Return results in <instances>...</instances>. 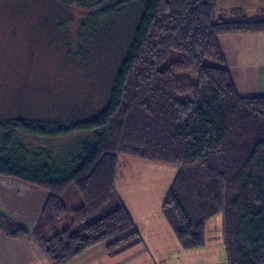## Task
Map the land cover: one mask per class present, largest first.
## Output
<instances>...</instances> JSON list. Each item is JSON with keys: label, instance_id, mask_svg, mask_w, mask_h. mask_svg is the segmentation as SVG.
Here are the masks:
<instances>
[{"label": "trees", "instance_id": "trees-1", "mask_svg": "<svg viewBox=\"0 0 264 264\" xmlns=\"http://www.w3.org/2000/svg\"><path fill=\"white\" fill-rule=\"evenodd\" d=\"M64 1L63 8L72 2L86 8L76 60L86 33L101 35L106 25L110 32L112 21L104 20L124 7L137 5L138 12L93 115L0 119V175L48 192L32 230L44 252L60 264L98 244L116 253L141 241L115 191L119 159L127 157L176 167L161 210L184 249L202 247L206 220L219 214L227 264H264V96L236 93L217 41L221 34L264 31V9L233 19L216 0ZM23 135L48 141L69 135L76 142L63 157L51 146L26 145ZM70 185L81 203L59 228ZM0 230L29 233L1 213Z\"/></svg>", "mask_w": 264, "mask_h": 264}, {"label": "rangeland", "instance_id": "rangeland-1", "mask_svg": "<svg viewBox=\"0 0 264 264\" xmlns=\"http://www.w3.org/2000/svg\"><path fill=\"white\" fill-rule=\"evenodd\" d=\"M116 1L119 0H107V3ZM63 2L65 1L0 0V119L18 116L40 119L58 117L67 121L78 117H90L104 104L112 75L130 37L138 6L132 4L124 7L117 17L104 20L105 24L112 21L110 32H107L106 25V29L104 26L101 28L104 32L101 35L96 30L92 37L86 33L82 44L83 48L85 44L83 58L76 60L72 50L77 46L78 22L83 18L86 8L76 2L63 8ZM96 52L98 61L94 57ZM172 55L175 58L179 57L176 54ZM186 74L195 80L193 68H189ZM78 134L80 133L74 136ZM74 136L68 135L52 141L30 135H23L20 138L26 145L51 146L59 155L66 157L76 142L70 140ZM151 164L165 166L168 169L155 165L153 166L156 168L144 169L142 165L136 164L124 175L131 172L140 174L144 170L147 174L169 177L164 183L170 184L174 175L170 178L167 173L169 170H174L175 173L176 167L160 163ZM3 184L5 185L0 184L2 194ZM27 188L22 192L20 200L36 209L37 201L44 199L42 196L46 198L48 192L32 185H28ZM8 193L12 195L9 191ZM116 195L120 199L117 192ZM61 199L67 213L60 219L59 228L71 221L73 212L71 210L81 203L74 185L68 187ZM97 246L105 248L104 244Z\"/></svg>", "mask_w": 264, "mask_h": 264}, {"label": "crops", "instance_id": "crops-1", "mask_svg": "<svg viewBox=\"0 0 264 264\" xmlns=\"http://www.w3.org/2000/svg\"><path fill=\"white\" fill-rule=\"evenodd\" d=\"M216 4L218 10L230 12L233 19L243 15L249 18L264 9V0H216ZM231 9L241 13L233 17ZM217 41L236 93L264 96V31L221 34ZM136 164L144 169L153 165L168 168L134 158L119 159L115 189L141 241L114 254L107 253L104 246H95L60 264H227L221 216L217 214L206 220L202 247L182 249L160 210L169 186V182L164 181L169 177L147 174L144 170L140 174L124 175ZM167 174L171 178L174 170ZM1 183L5 185L2 186L4 194L0 193V213L29 233L12 237L0 230V264H55L32 235L47 197L42 196L44 199L38 200L36 209H32L33 206L20 200L30 184L6 176L0 177Z\"/></svg>", "mask_w": 264, "mask_h": 264}]
</instances>
